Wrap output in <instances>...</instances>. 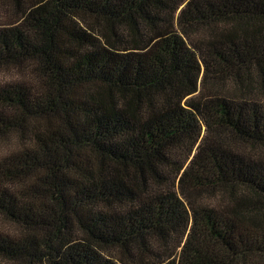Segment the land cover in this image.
I'll return each mask as SVG.
<instances>
[{"label":"trees","instance_id":"obj_1","mask_svg":"<svg viewBox=\"0 0 264 264\" xmlns=\"http://www.w3.org/2000/svg\"><path fill=\"white\" fill-rule=\"evenodd\" d=\"M0 1V264H264V0Z\"/></svg>","mask_w":264,"mask_h":264},{"label":"rangeland","instance_id":"obj_2","mask_svg":"<svg viewBox=\"0 0 264 264\" xmlns=\"http://www.w3.org/2000/svg\"><path fill=\"white\" fill-rule=\"evenodd\" d=\"M6 6H8V8H10V12H9L8 8L5 9ZM16 17H17V14L15 12L14 5H12V4H9V5L6 4L5 5V3L3 1H0V23H6L10 20L15 19ZM13 71L14 70L10 69L9 67H1L0 68V84L14 80ZM7 145L9 146L8 143H7ZM5 150H6V145L0 144V154L3 153ZM12 229H13V227L5 224L3 221L0 220V230L6 231V230H12Z\"/></svg>","mask_w":264,"mask_h":264}]
</instances>
